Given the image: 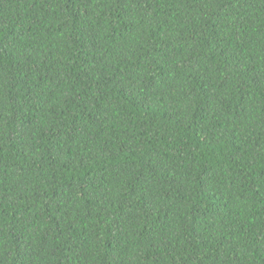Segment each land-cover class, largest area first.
I'll return each instance as SVG.
<instances>
[{"label":"trees","instance_id":"obj_1","mask_svg":"<svg viewBox=\"0 0 264 264\" xmlns=\"http://www.w3.org/2000/svg\"><path fill=\"white\" fill-rule=\"evenodd\" d=\"M0 264H264V0H0Z\"/></svg>","mask_w":264,"mask_h":264}]
</instances>
